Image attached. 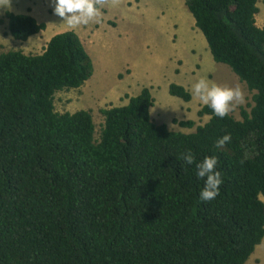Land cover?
<instances>
[{"label":"trees","instance_id":"trees-1","mask_svg":"<svg viewBox=\"0 0 264 264\" xmlns=\"http://www.w3.org/2000/svg\"><path fill=\"white\" fill-rule=\"evenodd\" d=\"M258 0H185L215 63L252 95L241 120L209 116L193 133L150 116L142 88L128 103L55 112L54 95L81 88L93 63L74 31L42 53L0 54V264H245L264 238V27ZM8 34L25 42L44 31L29 13H4ZM184 102L191 94L170 84ZM193 128V121H176ZM231 141L222 148L218 139ZM191 151L193 164L183 155ZM216 157L223 183L202 201L196 164Z\"/></svg>","mask_w":264,"mask_h":264},{"label":"rangeland","instance_id":"rangeland-1","mask_svg":"<svg viewBox=\"0 0 264 264\" xmlns=\"http://www.w3.org/2000/svg\"><path fill=\"white\" fill-rule=\"evenodd\" d=\"M28 5L43 7L40 10L33 8L47 28L35 41H16L8 34L4 13L25 11ZM257 8L255 22L257 27L263 28L264 0H258ZM66 31L79 34L76 33L92 60L95 74L91 80H97L98 85L95 91L101 84L113 86L131 68L136 85L151 86L148 89L154 100L153 110L157 112L154 123L164 122L172 129L170 131L193 133L197 126L208 121L209 116L198 117L197 112L204 104L192 95L193 84L201 78L220 86L239 85L243 89L245 103L229 113L236 120H241V109L249 112L253 105L254 92H250L229 67L213 61L185 0H120L117 6L102 9L99 22L74 29L54 14L52 0H10L9 6L0 7V54L16 50L27 55L40 54L50 37ZM122 69L123 72L118 73ZM87 82L83 91L70 89L55 93L54 108L59 114L89 111L97 139L103 124L100 110L121 102L117 96L108 99L104 95L98 100V96L91 95L89 98V80ZM170 84L184 87L191 94V101L186 103L171 96L168 92ZM181 120L193 121L195 125L190 129L181 128L175 123ZM245 264H264V238Z\"/></svg>","mask_w":264,"mask_h":264},{"label":"clouds","instance_id":"clouds-1","mask_svg":"<svg viewBox=\"0 0 264 264\" xmlns=\"http://www.w3.org/2000/svg\"><path fill=\"white\" fill-rule=\"evenodd\" d=\"M120 0H52L53 12L63 19L69 28H77L81 25H88L90 22H99L102 17V9L115 7ZM10 5V0H0V7ZM192 95L202 104L210 107L218 118H225L238 106L245 103L243 89L235 87L220 86L210 83L207 79L201 78L192 86ZM231 141V135L226 134L216 142L217 148H222ZM186 164H193L195 161L191 151L183 155ZM216 157H205L202 162L196 164V175L204 179V187L200 193L202 201H210L219 195V186L223 183L221 173L216 171Z\"/></svg>","mask_w":264,"mask_h":264},{"label":"crops","instance_id":"crops-1","mask_svg":"<svg viewBox=\"0 0 264 264\" xmlns=\"http://www.w3.org/2000/svg\"><path fill=\"white\" fill-rule=\"evenodd\" d=\"M33 7H35V8H37L38 10H40V9H42L43 7H40V5H28V6H26L25 7V11H14V10H10V11H14L15 13H27L28 12V10H30L29 11V14L31 15V16H33L36 20H37V22L38 23H43V22H41V21H39L40 20V18H41V16H39V15H37L36 14V10H34V8ZM46 12L47 11H45V14H46ZM105 21V20H104ZM106 22V21H105ZM43 24H45V23H43ZM46 26V25H45ZM47 28V27H46ZM46 28H45V30H46ZM42 32L43 31H41V32H39L38 34H36V35H33V36H31L27 41H25V42H28V41H35L34 39H36V38H38V37H40V35L42 34ZM77 33V32H76ZM78 34V33H77ZM54 35H56V34H54ZM53 35V36H54ZM79 35V34H78ZM80 37V36H79ZM51 38V37H50ZM50 38L48 39V41L50 40ZM46 46V45H45ZM125 67H126V65H125ZM124 67V68H125ZM128 67L130 68V66L128 65ZM123 68V69H124ZM123 69L122 70H120L118 73H122L123 72ZM117 73V74H118ZM93 74H95V69H94V67H93ZM92 74V76H93V78H94V75ZM91 76V77H92ZM102 76H104V74L102 73ZM92 78V79H93ZM91 78L89 79V98L91 97V95L92 96H98L99 98H97L98 100H100V99H102L103 98V96L104 95H107L106 97L108 98V99H113L112 97L113 96H117L118 97V101L119 102H121V104L120 105H113V106H115V107H119V106H124V105H126L127 103H128V99L130 98V97H135V96H137L139 93H140V91H141V89L142 88H144V87H146V88H151V86H149V85H136V83H137V81L136 80H134V77H133V74H132V70H131V68H130V70H129V73L128 74H123V78L121 79V80H118L119 82H117L116 81V83L113 85V86H107V85H104V84H101L100 85V89L98 90V91H95V89L94 88H96L98 85L96 84V82H97V80L96 81H94V79L93 80H91ZM86 83H88V82H86ZM86 83H85V85H86ZM114 86H116V88H115V91L113 90V87ZM83 88H84V86H82L81 88H79V89H75V90H79V91H83ZM94 89V90H93ZM150 93H151V91H150ZM152 96V95H151ZM191 101V100H190ZM189 101V102H190ZM186 103H188V102H186ZM153 108H154V104H153V107L150 109V116H151V119L153 120V122L155 121V117H156V114H157V112L156 111H154L153 110ZM158 118V117H157ZM161 121V120H160ZM182 121V120H181ZM161 124H164V125H166L167 126V128L169 129V130H172L166 123H164V122H159V123H157V125H161ZM179 130V129H178Z\"/></svg>","mask_w":264,"mask_h":264}]
</instances>
